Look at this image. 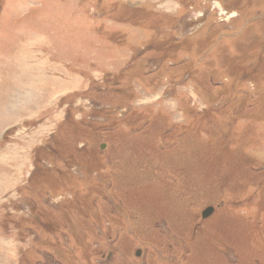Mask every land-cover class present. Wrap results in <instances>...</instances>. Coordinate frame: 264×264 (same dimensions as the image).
Here are the masks:
<instances>
[{"label": "rangeland", "instance_id": "1", "mask_svg": "<svg viewBox=\"0 0 264 264\" xmlns=\"http://www.w3.org/2000/svg\"><path fill=\"white\" fill-rule=\"evenodd\" d=\"M0 264H264V0H0Z\"/></svg>", "mask_w": 264, "mask_h": 264}, {"label": "water", "instance_id": "2", "mask_svg": "<svg viewBox=\"0 0 264 264\" xmlns=\"http://www.w3.org/2000/svg\"><path fill=\"white\" fill-rule=\"evenodd\" d=\"M212 212H213V208H211V207L204 209L201 213L202 219L208 218ZM139 254H140V251H137L136 256H138Z\"/></svg>", "mask_w": 264, "mask_h": 264}]
</instances>
